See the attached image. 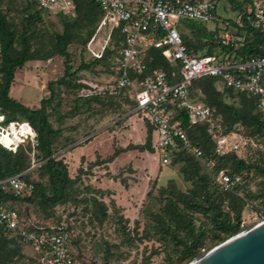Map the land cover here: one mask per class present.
Instances as JSON below:
<instances>
[{"label":"rangeland","instance_id":"obj_1","mask_svg":"<svg viewBox=\"0 0 264 264\" xmlns=\"http://www.w3.org/2000/svg\"><path fill=\"white\" fill-rule=\"evenodd\" d=\"M232 1L246 10L249 1L257 0ZM234 8L226 0L219 1L217 18L232 22L240 14ZM0 12L15 32L14 49L22 50L24 20L37 14L36 8L29 0H0ZM75 20L70 14L52 13L43 15L42 23L33 22L25 46L36 60L15 71L9 89V97L25 108H43L54 132L49 150L52 158L66 169V184H59V197L48 201L55 193L47 172L34 169L27 173L28 180L44 198L35 194L30 202L6 199L4 203L7 208L18 210L22 218L74 228L79 233L75 264H189L232 237L220 233L219 237L225 240L215 238L219 232L214 224L216 214L208 202L214 199L215 204L219 203L214 172L203 160L185 159L161 166L150 148L146 126L131 113L128 95L102 93L105 85L113 86L116 43L110 45L104 62L72 74L81 64L92 63L84 41L96 24L76 28L74 34L79 38L68 42L66 58L58 53L55 36L62 33L64 21ZM214 22L206 26L207 30L215 28L218 21ZM104 34L101 31L98 35L101 42ZM201 85L193 87L191 98L208 105L210 100L200 91ZM93 95L97 97L92 98ZM220 95L223 104L261 117L247 105V99L245 102L242 97ZM8 115L0 108L4 124L26 122L19 112L13 121H7ZM229 120L220 113L213 124L221 123L220 131L225 132L231 126L227 133L237 136L234 138L240 141L241 148L235 154L216 155L215 162L223 159L220 165L226 172L235 169L239 161L250 169L234 173L235 177L244 178V183L226 198L222 207L225 212L233 208V213L217 218L234 223L238 214L239 232H243L264 220V126L259 129L250 120L247 124ZM28 146L23 144L22 153L11 154V160L26 165L32 154ZM35 152L46 155L37 146ZM5 162L0 154V164ZM200 178H205V184ZM173 212L188 217L190 226L173 221ZM183 243L198 246L197 257L189 262L182 260ZM31 253L30 249L20 248L19 256L8 263L2 262L0 256V264H27Z\"/></svg>","mask_w":264,"mask_h":264},{"label":"built area","instance_id":"obj_2","mask_svg":"<svg viewBox=\"0 0 264 264\" xmlns=\"http://www.w3.org/2000/svg\"><path fill=\"white\" fill-rule=\"evenodd\" d=\"M41 16L52 13L75 15L73 0H29ZM102 16L85 50L92 60L103 59L110 45L117 44L118 58L113 86H104L102 93H126L134 116L150 131V143L161 166L188 153L203 160L213 169L214 157L235 154L241 143L234 133L228 134L214 125L207 105L191 98L194 81L213 77L218 91L232 90L254 100L255 109L264 119V56L236 60L233 55L221 56L193 53L185 45L182 34L189 37L188 24L214 25L213 38L221 46H236L244 41L248 30L264 32V0L254 1L229 22L217 18L219 0H94ZM234 21V22H233ZM214 22V23H212ZM207 28V27H206ZM104 38L98 40L100 32ZM120 36L114 40V32ZM188 32V33H187ZM243 34L242 36L239 34ZM158 51L172 70L151 69L150 51ZM207 125L213 143V158H203L201 149L188 136V130ZM213 127V129H210ZM215 127V128H214ZM218 133V136L214 132ZM9 140L6 141V138ZM28 143L31 147L29 168L0 180V190L13 198L30 197L34 184L22 176L39 168L44 160L36 157V133L28 122L3 123L0 117V146L16 152ZM240 177H231L225 170L215 175L223 191H229ZM0 200V232L21 243L32 253L33 264H75L79 233L74 228L35 222L22 218L18 210L5 208Z\"/></svg>","mask_w":264,"mask_h":264},{"label":"trees","instance_id":"obj_3","mask_svg":"<svg viewBox=\"0 0 264 264\" xmlns=\"http://www.w3.org/2000/svg\"><path fill=\"white\" fill-rule=\"evenodd\" d=\"M221 1V0H219ZM234 5V9L239 12H244L245 9L243 7H240V5L234 4L232 0H226ZM253 2H248L247 5H251ZM74 4V13L75 15L73 17L76 18L74 22L64 21L62 24V33L55 36V46L58 51V53L66 58H68L67 52H66V46L68 42H74L79 37L75 35L76 28H84L87 25L92 26L94 23L95 27L91 32H88V37L84 41L85 46L90 39V37L93 35L97 23L99 22L102 12L100 10V7L94 2V0H73ZM60 16H63V13L59 12L57 13ZM65 16V15H64ZM40 20L39 13L35 14L33 17L26 18L24 20V30L20 35L21 41L23 43V49L20 51H17L14 49L13 42L15 37V32L12 31L11 24H9L6 20V18L1 14L0 12V108L3 112L7 111L9 113L7 121H13L11 120L12 117L16 112H19L28 122L31 124V126L34 128L36 133V140H37V150L43 149L46 153L45 156H42L39 154L36 155L37 159L44 160L45 162L37 168V170L45 169L48 175V180L50 182L51 187L54 190L55 196H53L52 199H47L48 201H55L54 199L58 198V186L65 185L66 184V177L67 172L66 169L59 163L56 162L54 158L51 156V152L49 150V142L52 139L54 132L50 129L49 124L47 122L46 116L44 115L43 108H40L39 110H30L28 108H25L22 104L18 103L16 100L9 97V89L10 85L12 84L14 80V73L17 69L21 68L26 62L36 60L33 56H31L28 52V48L25 46V43L27 41L26 36L27 33L30 32L32 29L33 22H37ZM84 22H87L85 24ZM189 28V34L191 37H189L187 34H182L183 41L187 48L192 51L193 53H201L203 55H213L219 54L221 56H229L233 55L236 60L248 58L250 56H264V32L263 31H255V30H248L246 33V37L244 41L237 43L236 46L228 45V46H221L217 40L213 38L214 33L207 30L205 26H197L195 24H188ZM119 33L117 31L114 32V40H117L120 38L118 35ZM243 35V34H239ZM194 40V41H193ZM193 41V42H192ZM108 55V54H107ZM106 55V56H107ZM150 57L152 61L150 62L149 66L151 69L161 67L166 72L170 73L172 68L167 63V61L164 59V57L161 56V54L156 50L150 51ZM106 56L101 60H92L91 64H81L77 70H75L72 74L76 73V71H81L84 69H88L91 65H96L98 63L104 62L106 59ZM70 70V67H66V72L68 73ZM201 83V90L203 91L204 95L209 98L210 104L207 106L211 110V119L212 121L214 118L219 116V114H224L227 118H229V122L235 123V122H243L244 124H247V121H252L253 123L258 125L259 129H263L264 126V119H262L259 116H250L248 113L243 112L240 113L235 108L228 106L226 104H223V102L219 99L221 96L220 94L225 95H232L235 96V98L242 97L244 98L245 102L246 99L249 102L247 105L250 108H255L254 100L248 97L247 95L243 93H237L232 90H223L218 91L216 88V79L213 77H205L199 80L194 81L192 84L191 90H193V87ZM202 93V92H201ZM92 98L97 97L96 95L91 96ZM89 97V98H91ZM132 105V104H131ZM219 112V113H218ZM221 125V123H220ZM222 126V125H221ZM207 125H197L190 130H188V136L189 138L195 142V144L201 149L203 158H213L214 155H212L213 151V143L211 141L210 135L207 132ZM231 126H228L227 132L231 131ZM150 131L147 130V136L149 139L150 148L153 151L150 143ZM29 150L30 147L28 146ZM141 151H144V149L140 148ZM209 152V153H208ZM21 149L17 150L16 152H11L8 150L3 149L0 146V154L5 157V164H0V180L5 179L9 176L19 174L29 168V161L25 164L11 160V154H20ZM229 157V156H226ZM224 157V158H226ZM200 160L196 157H194L191 154L183 153L178 155L176 158H174L173 162H176L178 160ZM29 160V158H28ZM223 159L217 158V161L215 162V165L213 167L214 176L217 172L220 170H223L225 167L220 165V162ZM25 165V166H24ZM250 168L246 167L243 161H239L236 168L232 171L228 172V175L231 177H235L234 173H238L241 171H247ZM22 178L26 181L28 180L27 175L22 176ZM215 179V177H214ZM244 178L240 180V182L233 187L229 191H222L219 190L220 187L215 184V187L220 192L218 196V204H215L214 199H209L208 202H211V208L214 211V214H216V217L214 219V224L217 230H219L218 233L215 234L216 239H221L220 241L225 240V238H220V233H225V235L233 236L236 235L239 232V215L236 216V222L232 223L230 219H218L219 215L225 214L229 215V212L233 213V208H229L228 212H225L224 208H222L225 203L226 198L234 191H237L242 183H244ZM201 182L205 184V178H200ZM34 184V183H33ZM206 185H203V188ZM39 195V197H43L41 194H39L36 190V186L34 184V191L32 192L30 197L27 198H13L10 193H3L0 190V200L5 201L6 199H12L17 200L19 202H30L34 195ZM41 195V196H40ZM225 197V198H223ZM223 198V199H222ZM172 220L178 222V224H182L184 227H189L190 222L188 221V217L182 215L179 212H173L172 213ZM227 237V238H228ZM20 248H25L24 245H22L19 242H16L12 239H9L5 237L0 232V256L2 257V262L8 263L13 258H17L20 254ZM198 246L196 243H183V249L181 251L182 260H188L191 261L195 257H197V251ZM27 264H33L32 255H29V260H26Z\"/></svg>","mask_w":264,"mask_h":264},{"label":"water","instance_id":"obj_4","mask_svg":"<svg viewBox=\"0 0 264 264\" xmlns=\"http://www.w3.org/2000/svg\"><path fill=\"white\" fill-rule=\"evenodd\" d=\"M189 264H264V220L225 240Z\"/></svg>","mask_w":264,"mask_h":264},{"label":"bare ground","instance_id":"obj_5","mask_svg":"<svg viewBox=\"0 0 264 264\" xmlns=\"http://www.w3.org/2000/svg\"><path fill=\"white\" fill-rule=\"evenodd\" d=\"M6 138V137H5ZM9 139L8 138H6V141H8Z\"/></svg>","mask_w":264,"mask_h":264},{"label":"crops","instance_id":"obj_6","mask_svg":"<svg viewBox=\"0 0 264 264\" xmlns=\"http://www.w3.org/2000/svg\"><path fill=\"white\" fill-rule=\"evenodd\" d=\"M140 121V120H139ZM142 124H143V122H142Z\"/></svg>","mask_w":264,"mask_h":264}]
</instances>
